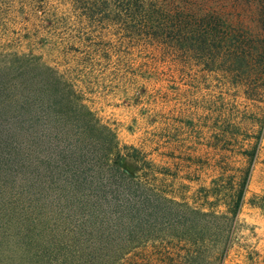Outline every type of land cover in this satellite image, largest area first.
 Segmentation results:
<instances>
[{"label":"trees","instance_id":"trees-1","mask_svg":"<svg viewBox=\"0 0 264 264\" xmlns=\"http://www.w3.org/2000/svg\"><path fill=\"white\" fill-rule=\"evenodd\" d=\"M66 1L85 22L106 21L110 34L169 56L170 65L192 83L215 75L224 90L240 85L247 99H264V0H225L239 14L223 8V0ZM192 87L176 93L184 96ZM75 88L32 55L0 61V171L21 181L27 197L22 200L39 217L46 212L52 223L53 217L63 219L68 243L76 248L71 263L226 264L241 240L236 233L264 125L254 145L241 152L246 166L228 173V162L217 156L227 150L223 145L235 122L225 108L217 109L206 123L217 175L198 189L206 202L198 207L186 197L189 186L178 193V176H170V192L159 188L155 164L145 160L144 173L140 151L120 148L116 134ZM203 96L215 95L207 89ZM172 158L181 169L183 159ZM250 204L264 211V194ZM138 235L169 239L170 247L154 246L161 254L140 262L134 251L143 245L131 240ZM52 242L50 250L64 255Z\"/></svg>","mask_w":264,"mask_h":264},{"label":"rangeland","instance_id":"rangeland-1","mask_svg":"<svg viewBox=\"0 0 264 264\" xmlns=\"http://www.w3.org/2000/svg\"><path fill=\"white\" fill-rule=\"evenodd\" d=\"M222 2L223 8L239 14L234 4ZM70 4L66 0H0V61L32 55L57 69L75 84L96 118L116 134L120 148L140 151L144 173L149 168L145 160L155 164L159 188L170 192V176H178V193L189 186L186 197L195 199L198 207L206 206L198 189L208 186L217 175L206 123L213 122L220 107L225 108L228 120L235 122L223 145L227 150L217 156L228 162L225 168L233 173L246 166L241 152L254 145L264 125V99H247L240 85L224 90L215 75L192 83L170 65L169 56L160 55L145 42L110 34L106 21L94 28ZM190 86L188 94L176 93ZM207 89L215 96L205 100ZM172 156L183 159L181 169ZM20 184L13 177L4 178L0 171V264H72L76 248L68 243L71 236L64 230L63 219L56 222L53 217L52 223L46 212L45 217H39L35 207L22 200L27 197ZM263 194L264 129L248 203L236 233L241 240L226 264H264V211L250 204ZM131 240L134 246L143 245L134 251L140 262L161 254L154 246L170 247L169 239L138 235ZM52 241L64 255L50 250Z\"/></svg>","mask_w":264,"mask_h":264}]
</instances>
